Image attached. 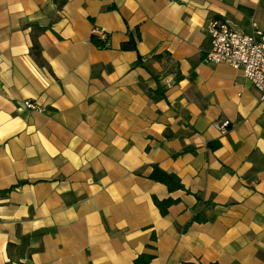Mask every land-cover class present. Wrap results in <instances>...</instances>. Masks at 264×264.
Listing matches in <instances>:
<instances>
[{
	"label": "crops",
	"instance_id": "1",
	"mask_svg": "<svg viewBox=\"0 0 264 264\" xmlns=\"http://www.w3.org/2000/svg\"><path fill=\"white\" fill-rule=\"evenodd\" d=\"M214 18L264 0H0V264H264V103Z\"/></svg>",
	"mask_w": 264,
	"mask_h": 264
},
{
	"label": "built area",
	"instance_id": "2",
	"mask_svg": "<svg viewBox=\"0 0 264 264\" xmlns=\"http://www.w3.org/2000/svg\"><path fill=\"white\" fill-rule=\"evenodd\" d=\"M207 33L211 48L207 60L211 63H226L243 72L259 92L264 103V30L255 27L252 33H246L233 26L227 19L211 20ZM92 40L109 47V34L101 27H94ZM24 105L32 110L43 111L44 108L27 99ZM231 122L227 119L214 122L222 134L227 133Z\"/></svg>",
	"mask_w": 264,
	"mask_h": 264
},
{
	"label": "trees",
	"instance_id": "3",
	"mask_svg": "<svg viewBox=\"0 0 264 264\" xmlns=\"http://www.w3.org/2000/svg\"><path fill=\"white\" fill-rule=\"evenodd\" d=\"M98 47L104 48L103 43L98 42L96 40L93 41ZM136 39L133 34H130V39L123 44L124 49H135L136 48ZM150 177L158 182L164 183L167 185L169 191L174 192L176 190L185 189V185L182 183L181 178L175 173H169L159 166H155ZM155 204L160 209L163 215H166L169 212V208L178 202V199H174L169 197L167 199H159L154 197ZM204 219L199 215H195L193 221L202 222ZM190 223L186 225L188 227ZM151 257L149 256H141L136 260V264H147ZM201 264V263H200ZM210 264H219V263H210Z\"/></svg>",
	"mask_w": 264,
	"mask_h": 264
}]
</instances>
